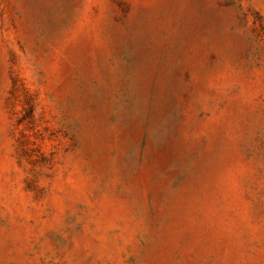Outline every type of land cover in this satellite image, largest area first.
<instances>
[{
	"label": "rangeland",
	"instance_id": "rangeland-1",
	"mask_svg": "<svg viewBox=\"0 0 264 264\" xmlns=\"http://www.w3.org/2000/svg\"><path fill=\"white\" fill-rule=\"evenodd\" d=\"M0 264H264V0H0Z\"/></svg>",
	"mask_w": 264,
	"mask_h": 264
}]
</instances>
